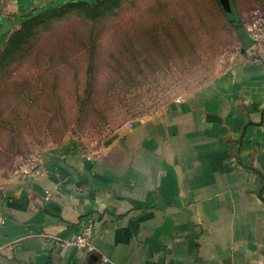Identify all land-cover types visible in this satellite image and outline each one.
<instances>
[{
	"label": "crops",
	"instance_id": "crops-1",
	"mask_svg": "<svg viewBox=\"0 0 264 264\" xmlns=\"http://www.w3.org/2000/svg\"><path fill=\"white\" fill-rule=\"evenodd\" d=\"M64 1L0 0V52ZM230 26L237 56L210 81L97 152L60 145L38 156L40 176L14 177L0 264H264V44ZM86 219L95 252L63 247Z\"/></svg>",
	"mask_w": 264,
	"mask_h": 264
},
{
	"label": "rangeland",
	"instance_id": "rangeland-1",
	"mask_svg": "<svg viewBox=\"0 0 264 264\" xmlns=\"http://www.w3.org/2000/svg\"><path fill=\"white\" fill-rule=\"evenodd\" d=\"M72 1L82 0L17 28L0 68V200L20 158L64 144L97 152L118 128L210 81L239 50L218 0H117L109 11ZM236 2L243 20L264 8Z\"/></svg>",
	"mask_w": 264,
	"mask_h": 264
},
{
	"label": "built area",
	"instance_id": "built-area-1",
	"mask_svg": "<svg viewBox=\"0 0 264 264\" xmlns=\"http://www.w3.org/2000/svg\"><path fill=\"white\" fill-rule=\"evenodd\" d=\"M242 26L251 40L254 42L253 49H257L264 44V8L257 7L250 15L242 20ZM180 101V97L176 102ZM17 174L24 179L30 176H40L42 174L38 159L34 157L20 158L16 164ZM94 223L91 219H86L80 232L70 240L62 241L61 245L66 248H76L85 250L87 253H94L92 244V233Z\"/></svg>",
	"mask_w": 264,
	"mask_h": 264
},
{
	"label": "trees",
	"instance_id": "trees-1",
	"mask_svg": "<svg viewBox=\"0 0 264 264\" xmlns=\"http://www.w3.org/2000/svg\"><path fill=\"white\" fill-rule=\"evenodd\" d=\"M70 3L83 4V5H88V6H91V7L94 6V5H108V7H107L108 11L111 10L114 6L118 5V1L117 0H94V1H91V2H88L87 0H82V1H79L78 3L76 1H72ZM53 9H55V8H53ZM53 9L51 8L49 10H45L40 15L35 16V17H33V18L29 19V20H26V21L22 22L20 27L29 25V23L32 22L33 20L39 18L40 16H43L44 14H46L47 12H49V11H51ZM16 39H17V31H15L14 33L11 34V36L8 39V41L4 45L2 51L0 52V68L5 67V65H6V55L9 54L10 52H12V50H14V48L16 47L15 46V42H16L15 40Z\"/></svg>",
	"mask_w": 264,
	"mask_h": 264
},
{
	"label": "water",
	"instance_id": "water-1",
	"mask_svg": "<svg viewBox=\"0 0 264 264\" xmlns=\"http://www.w3.org/2000/svg\"><path fill=\"white\" fill-rule=\"evenodd\" d=\"M219 1V5L220 8L222 10L223 16L225 17V19L235 28L238 29L239 27H241L242 25V21L239 18V22H234L233 21V16L237 15L234 8H233V3L232 0H218ZM60 4V3H59ZM243 28V26H242ZM245 31V30H244ZM245 33L247 34V32L245 31ZM249 40H250V47H253L254 42L251 40V38L249 37V35L247 34ZM243 51V50H242ZM245 52V51H244Z\"/></svg>",
	"mask_w": 264,
	"mask_h": 264
}]
</instances>
